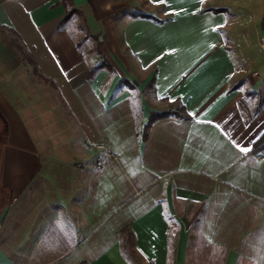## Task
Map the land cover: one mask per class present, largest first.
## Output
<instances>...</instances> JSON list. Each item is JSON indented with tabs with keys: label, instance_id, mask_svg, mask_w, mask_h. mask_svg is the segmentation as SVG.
Wrapping results in <instances>:
<instances>
[{
	"label": "crops",
	"instance_id": "obj_1",
	"mask_svg": "<svg viewBox=\"0 0 264 264\" xmlns=\"http://www.w3.org/2000/svg\"><path fill=\"white\" fill-rule=\"evenodd\" d=\"M93 3L0 0V264H264V0Z\"/></svg>",
	"mask_w": 264,
	"mask_h": 264
},
{
	"label": "trees",
	"instance_id": "obj_2",
	"mask_svg": "<svg viewBox=\"0 0 264 264\" xmlns=\"http://www.w3.org/2000/svg\"><path fill=\"white\" fill-rule=\"evenodd\" d=\"M89 3H90V5H92L94 7L93 0H89ZM13 43H14V46L16 47V49L24 56V59L32 67V71L34 72V74L39 75L40 73H39L37 64L34 62V60L29 55L26 54V52L24 51V48L19 43H17V42H13ZM169 116H175L176 118H180V119L189 118V116L186 114L185 108L183 106L177 110H169V111H165V112H162L159 114H154L151 116L150 125L146 126L144 139L147 138L148 130L154 121L162 119V118H166ZM262 151H264V135L255 143L253 153L258 154ZM130 238L132 239V235L130 236Z\"/></svg>",
	"mask_w": 264,
	"mask_h": 264
},
{
	"label": "built area",
	"instance_id": "obj_3",
	"mask_svg": "<svg viewBox=\"0 0 264 264\" xmlns=\"http://www.w3.org/2000/svg\"><path fill=\"white\" fill-rule=\"evenodd\" d=\"M260 47L264 51V35H262L260 37ZM255 76L259 77V75L257 73L255 74ZM94 150L98 154L97 166H98L99 170H103L105 168L106 164L110 160L116 158V155L109 149V147L106 144L101 143V144L95 145ZM256 157L260 161H264V151L256 154Z\"/></svg>",
	"mask_w": 264,
	"mask_h": 264
},
{
	"label": "rangeland",
	"instance_id": "obj_4",
	"mask_svg": "<svg viewBox=\"0 0 264 264\" xmlns=\"http://www.w3.org/2000/svg\"><path fill=\"white\" fill-rule=\"evenodd\" d=\"M73 23H74L75 28H77L76 31H78V34H77L78 37H77V39H78V40H81V39L85 38V34H84V32H83V20H82V18H80V17H75ZM89 39H90V36L88 35V33H86V40H89ZM90 44H92V45H91V46L87 45V49H88V50L91 49L90 54H92V53L95 54L96 45L93 44V43H90ZM92 55H93V54H92ZM169 106H170L171 109H176V108H177V104H175V103L170 104ZM176 110H177V109H176ZM127 254H128V256L131 257V258H134V259L136 258V256L133 255V251H132L131 246L128 247Z\"/></svg>",
	"mask_w": 264,
	"mask_h": 264
},
{
	"label": "snow or ice",
	"instance_id": "obj_5",
	"mask_svg": "<svg viewBox=\"0 0 264 264\" xmlns=\"http://www.w3.org/2000/svg\"><path fill=\"white\" fill-rule=\"evenodd\" d=\"M159 2H163V0H159ZM241 151L247 152V151H249V149H247V148H241Z\"/></svg>",
	"mask_w": 264,
	"mask_h": 264
}]
</instances>
